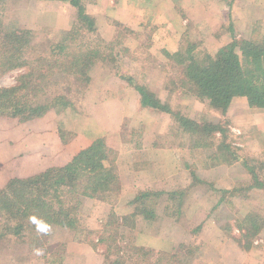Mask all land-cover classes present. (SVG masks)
<instances>
[{
  "label": "rangeland",
  "instance_id": "374dc122",
  "mask_svg": "<svg viewBox=\"0 0 264 264\" xmlns=\"http://www.w3.org/2000/svg\"><path fill=\"white\" fill-rule=\"evenodd\" d=\"M40 1L0 0V90L29 80L28 103L48 85L46 94H60L73 107L31 123L0 116V188L11 179L44 172L52 160L41 145L54 149L55 143L67 144L82 133L81 121L99 96L134 91L149 124L130 128L131 118H125L120 133L136 151L122 159L108 149L113 181L74 210L76 229L48 227V233L41 229L17 237L0 228V264H264V190L259 187L264 183V110L248 108L243 99L224 113L210 108L169 57L177 51L174 45L186 47V38L195 52H213L234 35L264 38V2L240 9L238 0H172L180 15L163 23L162 13H146L150 0H137V25L123 12L116 34L104 39L109 22L97 26L90 17L91 30L77 14L62 26L52 19L39 21L36 7L21 13L23 2L31 8ZM22 31L31 34L10 37ZM169 39L170 50L163 47ZM93 49L98 52L92 54ZM136 87L152 94V100L142 104ZM21 97L22 90L11 100L22 103ZM155 102L183 119L227 132L221 137L215 130L205 139L198 131L193 137L182 120ZM153 129L159 131L154 140L143 142L141 134ZM60 148L54 164L62 165ZM142 192L149 193L143 204H131ZM131 213L135 219L121 221Z\"/></svg>",
  "mask_w": 264,
  "mask_h": 264
},
{
  "label": "trees",
  "instance_id": "16d2710c",
  "mask_svg": "<svg viewBox=\"0 0 264 264\" xmlns=\"http://www.w3.org/2000/svg\"><path fill=\"white\" fill-rule=\"evenodd\" d=\"M80 1H71L78 9L77 19L89 23L88 26L92 30L94 21L83 13ZM20 33H22L20 36L12 34L10 37L21 39L22 36L31 34L29 31ZM10 37L8 36V39ZM184 41H187L186 47L182 44L169 57L181 65L186 81L194 85L198 95L207 101L210 108L224 113L237 100L243 99L248 108L264 110V38L243 39L234 35L231 42L217 47L213 52H195L194 45H191L187 38ZM97 52V49H93L92 54ZM31 62L30 66L33 63ZM33 66L36 67V64ZM29 75L30 73L27 77ZM25 78L23 77V81ZM29 85L30 81L26 80L20 86L0 90V116L15 118L19 123H31L49 114H60L73 107V102L60 94H46L48 85L40 87L35 96L44 93L37 96L35 101L28 103L25 98L32 86ZM136 89L141 95L142 104L152 100V94L147 93L143 87ZM20 90L21 100L24 102H12L11 99ZM155 105L159 106L157 102ZM159 107L177 120H182L183 129L193 137L198 136V131L205 139L215 130L220 131L221 137L227 132L217 126L212 128L183 119L177 113ZM63 132L59 131L60 135ZM108 151L104 139H95L61 168L47 169L29 179L9 180L0 188V228H5L4 234L10 233L19 237L24 232L39 233L41 229L43 232L47 230L48 233L50 227L76 229L78 212L74 210L78 209L83 199L93 198L99 191L109 189L113 181L114 175L108 165ZM230 155L234 156L233 152ZM259 185L264 190V183ZM148 197V192H142L134 197L131 204L142 202V205ZM137 207L138 205L134 209ZM154 216L153 214L147 219L149 221L155 219ZM134 217L136 215L131 213L121 221L125 222L126 219L130 221ZM11 218L14 220L10 224L4 222Z\"/></svg>",
  "mask_w": 264,
  "mask_h": 264
},
{
  "label": "crops",
  "instance_id": "0c3cea01",
  "mask_svg": "<svg viewBox=\"0 0 264 264\" xmlns=\"http://www.w3.org/2000/svg\"><path fill=\"white\" fill-rule=\"evenodd\" d=\"M43 1L45 0H41L39 2L40 5L31 6V8L30 5H27V2H23V9L21 13L25 10H33L36 7L35 12L38 13H35V17L38 18L39 21L47 22V19H52L53 22L56 21L58 24L61 23L62 26L71 23L74 19V15H78L77 7L71 4L72 0ZM135 1L137 0H81L80 3L86 13L90 17L94 18L97 26L99 25V23H101L100 25H105L107 22H109V26H104L102 30V37L104 39H110L113 35L116 34L115 23L121 24L123 22L122 19L125 20L123 12L127 13L131 18L133 16V18H135L134 24L137 23L139 14L141 12L139 11L138 5ZM150 1L151 3L149 4V7L151 11H147L146 13L148 14L149 12H151L153 15L162 13L164 16L163 23L169 22L168 19L171 18L174 13H177L178 16L180 15L178 11H175V8H172V0ZM231 1L234 2L237 0ZM238 1H241L240 3L243 2L242 5L239 6V8L245 9L247 8V5L250 4L249 2H254L257 0ZM161 2L162 6L160 4ZM165 2L167 3L164 4ZM263 2L264 0H261L259 3L261 4ZM163 5H168L169 7L163 9ZM233 7H235L234 12L236 14H239L240 12L238 8L236 9L235 5ZM262 8L264 9V5L262 6ZM257 18H260V16H258ZM110 22H112L113 24H111ZM130 26L131 25L129 24L128 27ZM164 32L166 33V31ZM183 33L185 32L182 31L179 36H181ZM163 43V47L166 46L165 48L169 50L173 46L170 39ZM130 45L134 47L131 42ZM177 47L178 45H174L173 51H176ZM159 49H161V47ZM152 50L155 51L153 48ZM108 96L110 97L107 98ZM144 112L145 109L142 108L140 104V97L131 90L119 94L116 92V90H113V92L111 93L99 96V98L97 97V100L93 104L91 110H89L90 114H88V116L83 118L81 121L80 127H82V133H76L73 140H71L67 144L55 143V145L53 146L54 149H48L49 145H47L46 142L41 145L45 150L42 151L44 152V155H48L47 157L52 160L51 162L53 165L51 164L48 168L64 166L78 151L85 149L95 139L99 138L104 139L108 149L120 153L122 159L131 158L133 155L132 151L135 152L136 150H133L130 147L129 142L125 141L122 138L120 131L123 128V124L125 123V118H131V121L129 123L130 128H135L138 124L147 127L149 124V119L145 118L144 115H142ZM158 132L159 131L156 129H153V131L150 133L143 132L141 134V140H143V142L145 143H148V140L153 141L155 133L157 134ZM127 145L129 146V149H127ZM60 146L61 148L59 150L62 151V156H59V160H61L59 162L64 161L62 165L54 164L56 163V160H58L59 152L57 153V151L58 147Z\"/></svg>",
  "mask_w": 264,
  "mask_h": 264
}]
</instances>
